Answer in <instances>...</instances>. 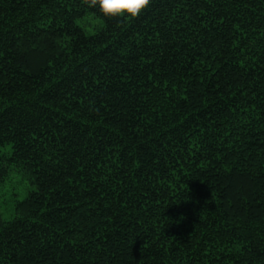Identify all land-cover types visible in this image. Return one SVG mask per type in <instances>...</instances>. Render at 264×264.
<instances>
[{
	"label": "trees",
	"instance_id": "1",
	"mask_svg": "<svg viewBox=\"0 0 264 264\" xmlns=\"http://www.w3.org/2000/svg\"><path fill=\"white\" fill-rule=\"evenodd\" d=\"M0 264H264V0H0Z\"/></svg>",
	"mask_w": 264,
	"mask_h": 264
},
{
	"label": "clouds",
	"instance_id": "2",
	"mask_svg": "<svg viewBox=\"0 0 264 264\" xmlns=\"http://www.w3.org/2000/svg\"><path fill=\"white\" fill-rule=\"evenodd\" d=\"M90 8H97L108 18H137L148 9L152 0H84Z\"/></svg>",
	"mask_w": 264,
	"mask_h": 264
},
{
	"label": "rangeland",
	"instance_id": "3",
	"mask_svg": "<svg viewBox=\"0 0 264 264\" xmlns=\"http://www.w3.org/2000/svg\"><path fill=\"white\" fill-rule=\"evenodd\" d=\"M89 18H85L79 24H81L84 27V29L86 30L87 33H93L98 29V26H100L101 20L98 18H96V19H92V18L89 19ZM14 188H11L10 192H13ZM10 192H7L6 195L8 196V194ZM2 207H4V204L2 205Z\"/></svg>",
	"mask_w": 264,
	"mask_h": 264
}]
</instances>
